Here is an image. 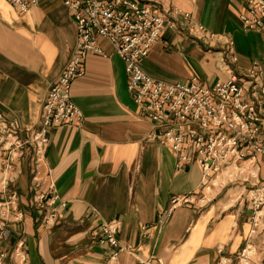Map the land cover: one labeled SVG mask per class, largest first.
<instances>
[{
	"label": "crops",
	"instance_id": "1",
	"mask_svg": "<svg viewBox=\"0 0 264 264\" xmlns=\"http://www.w3.org/2000/svg\"><path fill=\"white\" fill-rule=\"evenodd\" d=\"M140 2L173 21L140 60L150 75L170 82L198 76L213 85L232 70L243 80L257 67L264 78V30L243 27L245 0ZM197 24L214 35H203ZM76 42L77 26L63 0H38L26 12L0 0V113L18 123L22 136L38 127L50 84ZM99 44L105 53H89L85 72L72 84L82 123L53 127L39 161L32 144L17 159L14 185L23 217L0 227V250L6 251L0 264H18L13 255L20 241L29 264H143L150 258L245 264L238 255L246 241L255 247V264H264V214L250 236L251 207L244 197L252 182L264 180V154L257 156L256 176L244 172L247 179H229L223 171L204 182L195 150L178 165L170 144L148 137L160 127L132 97L123 58L106 38ZM259 134L264 137V126ZM51 189L66 205L46 227L35 195ZM185 194L189 200L172 203ZM111 219L119 222L124 246L115 262L116 248L101 240L100 230Z\"/></svg>",
	"mask_w": 264,
	"mask_h": 264
},
{
	"label": "built area",
	"instance_id": "2",
	"mask_svg": "<svg viewBox=\"0 0 264 264\" xmlns=\"http://www.w3.org/2000/svg\"><path fill=\"white\" fill-rule=\"evenodd\" d=\"M9 1L19 12H26L38 2ZM63 3L75 20L77 42L64 70L50 84L38 127L31 136L24 137L18 123L0 113V219L18 221L23 217L20 194L14 185L18 176L14 171L26 147L35 146L39 161L53 127L82 123V109L72 99V84L85 72L84 61L89 53H105L99 44L100 37L106 38L121 55L132 97L143 114L160 127L148 137H159L160 142L170 144L179 153L181 162L178 165L191 160L190 151L195 150L204 182L223 171L229 179H247L244 172L256 176L257 156L264 154V137L259 134L264 126V78L257 67L247 69L243 80L232 70L227 79L213 85L198 76L187 82L166 81L150 75L140 65L166 23H173L165 14L154 11L140 0H63ZM245 3L241 14L243 27L264 30V0H245ZM175 12L189 17V12L180 8ZM196 27L203 35H214L203 24ZM231 56L235 58L233 51ZM252 184L244 196L251 207L250 236L264 214V180ZM35 198L44 206L43 224L53 226L59 208L66 205V201L54 189L38 192ZM189 198V194L177 195L172 203ZM118 229L116 219L104 221L100 229L101 240L116 248L110 257L114 262L124 248L119 242ZM23 244L19 242L13 256L18 264H29ZM254 252L253 243L246 241L239 259L245 264H255ZM5 255L6 251L0 250V261ZM141 262L165 264L161 258L157 261L155 258L142 259ZM220 264H223L222 259Z\"/></svg>",
	"mask_w": 264,
	"mask_h": 264
},
{
	"label": "water",
	"instance_id": "3",
	"mask_svg": "<svg viewBox=\"0 0 264 264\" xmlns=\"http://www.w3.org/2000/svg\"><path fill=\"white\" fill-rule=\"evenodd\" d=\"M3 225H4V221L0 220V227H3Z\"/></svg>",
	"mask_w": 264,
	"mask_h": 264
}]
</instances>
